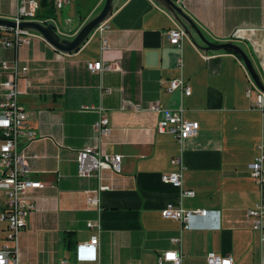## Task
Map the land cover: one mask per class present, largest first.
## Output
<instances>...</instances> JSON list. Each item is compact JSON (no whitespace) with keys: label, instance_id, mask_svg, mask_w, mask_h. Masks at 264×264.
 I'll use <instances>...</instances> for the list:
<instances>
[{"label":"crops","instance_id":"0c3cea01","mask_svg":"<svg viewBox=\"0 0 264 264\" xmlns=\"http://www.w3.org/2000/svg\"><path fill=\"white\" fill-rule=\"evenodd\" d=\"M15 3L0 0V16H11ZM179 4L207 39H231L244 49L264 79V0ZM97 5L96 0L84 13L61 12L59 21L48 17L60 36L70 38ZM177 24L154 0H113L101 33L103 48L96 31L69 53L38 34L15 47L0 44V62L26 66L17 79V100L34 137L21 138L18 147L28 177L43 182L27 191L34 208L19 232L15 264L52 263L61 257L68 264H83L75 259L74 246L96 232L87 221L100 225L92 264H155L157 253L176 248L181 264H205L208 251L229 254L234 264L258 263L264 239L245 212L261 199L264 206V185L257 184L247 166L264 143V96L262 110L252 106L256 89L244 94L248 73L234 52L204 50L192 29L194 41L185 35L179 48L168 43L164 31ZM93 60L115 66L99 74L86 67ZM6 76L0 67V100ZM179 77L188 84V94L167 91V81ZM99 84L109 91L100 95ZM155 100L163 108L181 107L183 117L197 121L195 134L179 144L171 133L155 131L160 114L149 109ZM90 105L102 107L107 135H94L92 122L99 112L84 108ZM87 144L119 153L121 170L102 169L99 177L77 175L75 152ZM172 156L182 165L181 188L191 190L189 196L159 177L175 168L169 163ZM102 184L106 188L98 193V205H88L85 190ZM167 202L206 212L193 214L188 227H182L178 219L160 215ZM2 205L0 193V209ZM5 233L6 222L0 219V245ZM174 236L180 237L179 245L171 242Z\"/></svg>","mask_w":264,"mask_h":264},{"label":"built area","instance_id":"2783aa9c","mask_svg":"<svg viewBox=\"0 0 264 264\" xmlns=\"http://www.w3.org/2000/svg\"><path fill=\"white\" fill-rule=\"evenodd\" d=\"M39 0H16L11 19L16 22L19 20H36L40 22H51L50 17H36L35 13L38 9ZM71 0H51L52 5L56 9H61L62 6L68 4ZM103 0H97L101 3ZM55 26V25H54ZM105 20L97 24L91 32L96 31L101 36L102 30L105 28ZM0 44L5 47H15L22 43H27L29 36L38 34L35 31L14 27L1 28ZM90 32V33H91ZM168 43L181 46V40L186 35L182 27L177 25L168 27L164 31ZM39 35V34H38ZM105 47V40L101 36V48ZM209 56L208 52H203L202 57L206 59ZM177 64L180 65L178 59ZM113 63L103 64L100 60L87 61L86 67L97 73H101L102 69L112 68ZM0 67L7 70L5 80L1 84L6 89L2 99L0 100V193L3 195V205L0 209V219L6 222V233L3 243L0 245V264L12 263L17 261V238L20 230L25 224V215L28 211L34 208V202L27 191L30 188L42 187L43 182L37 179L28 177V169L26 166L24 154L21 148L18 147V141L24 138L30 141L34 135L33 132L26 127L25 119L26 112L20 106L17 100V94L21 90L17 86L18 77L24 76L26 66L18 65L15 60L1 61ZM25 84L27 81L25 80ZM249 84L244 89V94L250 96L252 89H256L255 97L252 106L258 109H263L264 94L254 85L249 74ZM168 92L173 90L182 91L184 94L190 92V88L186 81L179 78H172L167 81ZM109 91V88H103L99 84V94L102 95ZM126 102V101H123ZM130 107L136 109L137 107L132 103H128ZM86 109H95L99 115L92 122V130L97 137L105 136L109 133L110 127L108 125L107 117L101 112L100 105L84 106ZM149 109L153 112L159 113L160 116L155 123V131L169 132L173 135L175 140L181 142L195 134L198 123L194 119H187L182 115V108L167 109L161 107L157 100L153 101ZM169 163L175 168L169 171L161 172L159 177L161 181L170 183L177 187L180 195H191L192 191L181 188L182 180V165L177 156H172ZM76 173L79 176H89L95 174L99 177V171L102 169H109L113 172L121 170V155L119 153H105L100 150L97 144L83 145L75 152ZM248 173L257 182L259 186L264 185V143L258 145V152L248 163ZM106 188V185H98L85 190V201L88 205L97 206L99 202V191ZM263 199L256 202L252 207L246 209L245 216L249 220L251 227L259 232L260 240L264 239V206ZM206 212L205 209H195L192 211H185L181 206L175 205L172 202L165 203L160 209V215L178 219L182 227H188L189 218L195 213ZM87 227L94 228L95 233L91 234L87 240L78 241L74 246V256L83 264H92V261L97 259L96 245L98 240V230L100 228L98 221H87ZM171 242L178 244L180 242L179 236L171 238ZM182 253L179 248L164 250L157 253L155 257V264H181ZM41 264H68L66 259L61 257L52 263ZM100 264V263H96ZM127 264H139L137 261H129ZM205 264H234L231 255L221 254L213 251H208L205 255ZM257 264H264V252L261 253Z\"/></svg>","mask_w":264,"mask_h":264},{"label":"water","instance_id":"95a60500","mask_svg":"<svg viewBox=\"0 0 264 264\" xmlns=\"http://www.w3.org/2000/svg\"><path fill=\"white\" fill-rule=\"evenodd\" d=\"M154 1L169 11L173 15L178 25L182 27L186 36L194 41L191 33L192 29L198 39L203 43L201 47L204 50L224 49L230 50L237 54L254 85L264 94V84L261 81L258 72L253 66V63L246 54L245 50L242 49L237 43L233 42L231 39L222 41H211L207 39L194 20L182 10L179 0ZM112 7L113 0H103L100 8L93 15L85 19L70 38L60 36L55 31L54 25L51 22L43 23L36 20H19L16 22L9 17L0 16V28L17 26L19 28L35 31L54 49L69 53L77 50L80 47L93 28L108 17V15L111 13Z\"/></svg>","mask_w":264,"mask_h":264},{"label":"rangeland","instance_id":"374dc122","mask_svg":"<svg viewBox=\"0 0 264 264\" xmlns=\"http://www.w3.org/2000/svg\"><path fill=\"white\" fill-rule=\"evenodd\" d=\"M102 2L99 3V5H97L98 7L96 6L97 8H95L94 13L99 9ZM95 3H96V0H75V1L72 0L68 4L62 6L61 9H55V13L52 17L53 18L57 17V20L59 21V19L62 17V15L65 12H67V11L71 12V10L76 12V9H78V10H80V12L84 13L86 11L91 10L95 6ZM61 12L63 14H61ZM60 15H61V17H60ZM6 17L10 18L9 15H7Z\"/></svg>","mask_w":264,"mask_h":264},{"label":"trees","instance_id":"16d2710c","mask_svg":"<svg viewBox=\"0 0 264 264\" xmlns=\"http://www.w3.org/2000/svg\"><path fill=\"white\" fill-rule=\"evenodd\" d=\"M38 9L36 10L35 16L36 17H40V18H44V17H48V16H53L55 13V8L52 5L51 0H39L38 1ZM222 51H227V52H231L230 50H222ZM235 54V53H234ZM237 57L238 55L235 54ZM262 81L264 82V79L261 77ZM68 237V235H65V239Z\"/></svg>","mask_w":264,"mask_h":264}]
</instances>
